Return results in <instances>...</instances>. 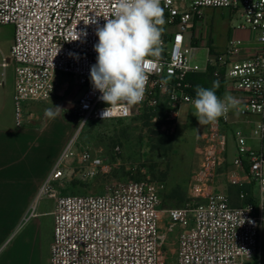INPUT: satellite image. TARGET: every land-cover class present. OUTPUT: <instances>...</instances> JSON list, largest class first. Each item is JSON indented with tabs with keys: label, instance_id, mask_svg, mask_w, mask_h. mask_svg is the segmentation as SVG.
Here are the masks:
<instances>
[{
	"label": "built area",
	"instance_id": "built-area-1",
	"mask_svg": "<svg viewBox=\"0 0 264 264\" xmlns=\"http://www.w3.org/2000/svg\"><path fill=\"white\" fill-rule=\"evenodd\" d=\"M161 7L166 26L163 52L159 59L146 58L149 80L143 101L127 106V114L123 106L109 107L102 118L108 106L93 88L90 69L97 57L96 31L105 19L113 18L116 0H0V26L14 27L10 55L0 50V87L13 64L15 125L28 122L37 104L69 90L70 82L62 76H72L79 93L75 112L81 121L145 113L157 118L164 103L166 123L161 129L174 135L181 108L193 105L187 77L213 67V75L222 81L223 95L228 93L239 103L205 128L224 149L223 128L231 124L233 113L251 127L250 135L241 128L233 131L236 149L227 177L241 183L239 172L246 173L257 186L258 196L253 203L232 207L224 193L209 192L205 203L161 210L164 186L149 179L117 182L102 194H60L58 188L72 181L74 174L89 180L104 167L103 156L79 148L75 136L55 161L27 217H39L37 205L53 201L48 264H163L166 253L160 224L165 220L178 229L173 242L177 264H247L260 254L264 149H256L253 142L264 146V0H161ZM207 10H226L238 19L230 28L229 46L222 50L210 41ZM236 31L251 34L248 44L235 36ZM196 51H205V66L197 63ZM247 197L240 195L243 202Z\"/></svg>",
	"mask_w": 264,
	"mask_h": 264
},
{
	"label": "rangeland",
	"instance_id": "rangeland-1",
	"mask_svg": "<svg viewBox=\"0 0 264 264\" xmlns=\"http://www.w3.org/2000/svg\"><path fill=\"white\" fill-rule=\"evenodd\" d=\"M206 16L211 43L222 47L226 43V34L230 26L237 25L238 19L235 17L231 18L226 10H207ZM162 27L166 30L165 24ZM13 37V26H0V50L7 56L10 55ZM194 54L197 56V63L202 67L205 66V51H196ZM62 79L70 82V89L61 90L60 94L48 103L37 104L33 109V116L21 127L15 125L14 118L12 96L14 90L13 64H11L7 73V80L4 86L0 87V116L5 119H9L12 116L16 129H41L49 126L58 129L53 133L52 146L47 153L46 162L56 152L61 141L64 145L58 156L75 136L77 137L76 144L79 148L103 156L104 167L95 178L87 180L74 174L72 181L67 180L64 182L63 187L58 188L60 194H102L117 182L149 179L154 182H161L164 186L161 210L183 209L195 204H202L205 203L207 193L219 191L214 187L210 188L211 181L207 182L212 170L223 168L222 173H227L229 167H231L236 149L233 137L235 128L244 129L246 135L251 134L249 125L240 122L232 124L235 121L232 116L230 118L231 124L225 125L223 128L229 138L226 135V145L222 149V147H218L220 140L215 136H210V132L205 128V125H200L197 118L193 119L195 126V128L193 127L195 130H193L195 132L194 135L176 136L167 135L161 129L162 126L156 125L159 118L149 116L148 113L127 119L92 120L85 123L83 128L80 129L82 122L75 112V103L79 93L77 87L74 86V77L62 76ZM214 82H218L219 85L215 89L217 93L220 91L222 81L212 74L209 79V89L213 88ZM222 96L224 97L223 93ZM52 105L59 106L62 109L60 114L54 119L45 115V109L51 108ZM188 126L191 127L192 125ZM156 134L173 139V149L170 153L164 154L154 150ZM253 143L256 147L259 146L257 142ZM56 160H54L53 164ZM220 160L222 164L217 166V162ZM75 176L77 177L75 178ZM224 178V192L228 190L230 193L235 194L242 189L241 187H236L242 182L238 183L237 179H229L227 175ZM172 193H177V196L172 198ZM36 199L29 207L28 216ZM52 207V200L41 201L37 205V213L50 212ZM27 217L26 221L19 223L16 227V232L25 228L30 223V220L36 219L40 223L37 231L42 233L44 241L49 245L52 236V217L47 215L30 220ZM160 228L162 251L166 253V259L163 264H177L173 242L176 240L178 229L166 220L160 224ZM43 249L44 246L40 241L37 251V264L42 263ZM45 257L47 259V255Z\"/></svg>",
	"mask_w": 264,
	"mask_h": 264
},
{
	"label": "crops",
	"instance_id": "crops-1",
	"mask_svg": "<svg viewBox=\"0 0 264 264\" xmlns=\"http://www.w3.org/2000/svg\"><path fill=\"white\" fill-rule=\"evenodd\" d=\"M233 26L236 25H232L230 28ZM230 28L226 34L225 45L222 47L213 46L221 50L229 46ZM235 36L245 41V44H248L251 39V34L247 31H236ZM194 111L193 105H185L181 108L174 135L189 136L195 134L193 132L195 128L193 119L196 118L193 115ZM232 116L235 120L234 123L242 122L241 118L234 113ZM188 125L192 126L189 127ZM57 130L52 126L41 129H16L12 116L9 119L0 116V264H37V251L40 241L44 246L41 264H48L50 244L53 238L52 211L54 204L50 212L39 213V217L47 215L52 217V236L49 245L44 241L42 233L37 231L40 223L36 219L30 220V223L18 232H16V227L19 223L26 221L29 207L36 199L39 187L49 175L54 160L59 157V151L63 148L64 143L61 141L50 160L45 161L52 146L53 133ZM226 135L228 137V134ZM254 147L264 149V146L260 144L258 147L255 145ZM231 169L232 167H229V170ZM222 170L223 168L217 169L213 173L211 185L219 190L217 192H222L228 197L232 207H239L244 203L250 204L256 200L258 188L242 171L239 172L242 183L236 185L242 189L235 194L228 190L224 192L223 180L227 173H222ZM242 193L248 194L244 202L240 199ZM45 255H47V259ZM247 264H264V231L260 239V254Z\"/></svg>",
	"mask_w": 264,
	"mask_h": 264
},
{
	"label": "clouds",
	"instance_id": "clouds-1",
	"mask_svg": "<svg viewBox=\"0 0 264 264\" xmlns=\"http://www.w3.org/2000/svg\"><path fill=\"white\" fill-rule=\"evenodd\" d=\"M105 20L103 27L96 31L97 57L90 69L93 88L101 93L99 99L108 106L102 118L109 107L123 106L127 114V106L143 101L149 80L144 71L145 61L149 56L162 57L161 37L165 24L161 0H116L113 18ZM218 86V82H214L211 89L196 86L193 115L200 125L218 123L239 103L228 93L223 98L218 97L215 91ZM61 110L52 105L45 109V115L54 119Z\"/></svg>",
	"mask_w": 264,
	"mask_h": 264
},
{
	"label": "trees",
	"instance_id": "trees-1",
	"mask_svg": "<svg viewBox=\"0 0 264 264\" xmlns=\"http://www.w3.org/2000/svg\"><path fill=\"white\" fill-rule=\"evenodd\" d=\"M214 72L213 67H209L207 72L205 73H199V74H193L189 75L187 77L188 81L192 84V91L191 94L196 98V86H202L205 88H209V79L212 77V74ZM223 75V72L221 73ZM222 93H223V85L221 84L220 86V91L216 93V95L220 98H222ZM166 108L164 103H161L160 105V113L157 115L158 116V122L156 123L157 126L164 125L166 123L165 121V112ZM149 116H154L150 113H148ZM154 150L159 151L160 153H170L173 149V139L171 137L167 136H160L159 134H156V138H154ZM137 181V180H136ZM177 196V193H172V198H175Z\"/></svg>",
	"mask_w": 264,
	"mask_h": 264
}]
</instances>
